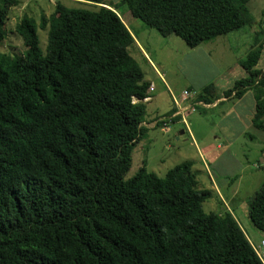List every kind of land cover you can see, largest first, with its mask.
Wrapping results in <instances>:
<instances>
[{
  "label": "trees",
  "instance_id": "1",
  "mask_svg": "<svg viewBox=\"0 0 264 264\" xmlns=\"http://www.w3.org/2000/svg\"><path fill=\"white\" fill-rule=\"evenodd\" d=\"M61 1V0H60ZM59 1L37 24L16 26L25 52L0 53V264H263L228 213L204 212L191 163L162 178L141 166L126 178L145 129L150 87L119 12L102 0ZM251 0H121L130 15L189 49L254 19ZM17 0H0V45ZM261 45L239 62L246 76L225 96L252 92L263 128ZM212 86H208L209 89ZM206 91V90H204ZM199 99L206 97L202 94ZM264 235V181L247 201Z\"/></svg>",
  "mask_w": 264,
  "mask_h": 264
},
{
  "label": "rangeland",
  "instance_id": "2",
  "mask_svg": "<svg viewBox=\"0 0 264 264\" xmlns=\"http://www.w3.org/2000/svg\"><path fill=\"white\" fill-rule=\"evenodd\" d=\"M58 1L67 7L93 8L90 4L78 3L72 0H17L18 4L8 11L5 21L6 37L0 45V53L9 59L23 55L25 48L22 39L16 32L17 24L21 18L28 17L33 19L38 26L41 17L48 18L53 13L55 4ZM102 2L114 7L119 12L120 18L128 24L132 35L144 49L146 59L156 67H160L157 69L163 73L170 90L173 92L171 95L173 102L174 96L178 97V91L185 89L187 84L201 87L198 84L199 82L206 85L209 83L206 81L212 79L216 73L222 72L221 81L226 78L240 79L246 76L245 71L239 66V61L244 60L247 53L258 45H261V55L255 68L258 70L264 68V0H251L247 4L249 13L254 19V24L250 27L252 34L247 33L248 27H243L229 34L218 36L202 46L204 52L210 55L209 59L211 61L206 63H204L205 58L203 55L197 53V56H191L187 53L189 48L179 38L174 36L173 38L175 39L172 40L176 41L170 44L156 30L144 26L138 19L133 18L126 6L121 3V0H102ZM243 33L246 35L241 36L238 42L237 40L235 41V38L238 39L235 36ZM37 36L39 47L44 51L46 47V30H42L38 26ZM129 51L143 70H150L138 52L134 51L133 46L129 48ZM220 80L218 83H220ZM156 83L154 102L147 107V110H149L148 118H153L156 115L162 116L164 114L166 117L169 115L170 97L158 80H156ZM201 93L205 94L201 90L196 91L186 88L179 94L182 99L193 101L199 99L200 95H202ZM248 102H250L249 97L244 99L243 106L236 107V111L240 108L241 121L240 124H231L232 133L236 134L232 141L233 148L228 152L224 151L214 163L206 165L215 185L221 188L224 195L230 194L232 188H237L238 194L234 198V202L238 206L237 214L239 213V219L249 237L250 243L253 246H259L261 240H264V235L252 225H250V228L245 226L244 216L240 215L247 209V201L259 189L264 179V167L263 169L258 167L263 160L259 152L260 146L264 143V135L255 131L246 123L245 113L248 109ZM166 119H169V117ZM181 119L185 122L184 124L194 131L196 138L204 135L205 131L219 127L220 123L218 117L215 118L209 114L202 115L201 106L187 110L182 114ZM181 119L177 117L175 120L166 121L167 125L165 128L160 126L146 130L133 148L131 166L126 173V178L136 174L143 165L147 173L150 172L158 178H162L175 165L185 161L190 162L188 157L194 156L193 161L198 160L187 133L182 136L178 135L179 129L184 130V124H182ZM229 123L228 119L227 121H222L223 125ZM244 129H248L246 135L242 134L243 132L241 133ZM240 134L241 138L239 139ZM248 134H251L252 137L249 138ZM229 154L231 159L228 158ZM252 161L255 162V169L251 165ZM241 165L243 166L242 168ZM201 174L207 184H209L205 172ZM224 202L227 207H233L234 202H230L227 197ZM219 208H223V206H220L215 200H207L202 205V209L206 213L219 211ZM245 218L249 220L247 217ZM262 251L264 252V248Z\"/></svg>",
  "mask_w": 264,
  "mask_h": 264
},
{
  "label": "crops",
  "instance_id": "3",
  "mask_svg": "<svg viewBox=\"0 0 264 264\" xmlns=\"http://www.w3.org/2000/svg\"><path fill=\"white\" fill-rule=\"evenodd\" d=\"M123 23L127 27L130 34L132 35L128 24L126 22H123ZM250 31L251 30L249 28L247 33L252 34ZM244 34L245 33L237 34L235 37H238V39L235 38V41L237 40V42H238V40H240V37L243 36ZM132 37L134 39V45H133L134 51L138 52V54L141 56L142 60L150 68V70L149 69L143 70L140 67L143 74H144V79L147 82H149V84H150L147 97L143 101L145 106H146V116H145L146 118H145V121L141 124V126L145 129V132L147 129H150V128L152 129V128H157L160 126L165 128L167 125V122L170 119L175 120V118H177V117H180V119H181L182 114L187 111V110H185V111L182 110V107L189 108L188 110H191V109H196L197 106H201L202 115L209 114L215 118L218 117V119L220 121L219 127L212 128L209 131H205V134L201 135L198 138L195 137L194 131H192V129H190L186 124H184L185 122H183L182 121L183 119H181L182 124H184V130L179 129L178 135L182 136L185 133H187V135L190 138L191 143L195 149V155L197 156L198 160L193 161L194 156H190V157H188V159L191 162V167H192L191 171L195 175L197 189H199V190L207 189V190L211 191L212 196L208 200H212V201L215 200L216 202L219 203L220 206H223V208H219V211L217 210L215 213L220 214V213L228 212L232 216V218L236 221L239 228L242 230L243 234L245 235L248 242L250 243L249 237L246 234V232L244 231L245 229L243 228V225L239 219V213L237 214V212H238L237 207L238 206L234 202V198H236L237 194H238L237 188L236 187L232 188L230 194L228 193V194L224 195L222 193L221 188H218L215 185V182L212 179V176L210 175L209 171L207 170L206 164L214 163V161H216V159L219 158L224 151L228 152L231 150V148H233L232 141H233L234 136L236 134L232 133L231 124L232 123H235V124L239 123L240 124L241 111H240V108L237 109V111H236V107L243 106L242 103H243L244 99H246L247 97H249L250 102H248V109L245 113L246 123H248V126H250L252 129H254L257 132L263 133V135H264V122H263V128L262 129H257L252 124V118L254 115V108H255V101H254V97H253L252 92L247 90L238 99L233 98L232 94L229 96H225L224 92L226 90H228L229 88H231L233 82L237 79H231V78L227 79L226 78L223 81H221L220 78H222L223 75L221 76L222 72H220V73H216L212 77V79H209L208 81H206V82H209L206 85H203L199 82L198 84H200L201 87H197V86L194 87L191 84H187V87H185V89L187 88L189 90H196V91L206 90V91H204L205 94L201 93L206 97V99L204 101L202 99H195L193 101L186 100V101L182 102L180 105H175L173 102V99H171V95L173 94V92L170 90L169 84L166 81L163 73L159 72L157 69L160 67H158V66L156 67L148 59H146V53H145L144 49L137 42V40L135 39V37L133 35H132ZM173 37L174 36L171 35V36L166 37L165 39L171 44L173 41H176V40H172V39H175ZM203 45H205V43L199 45L198 47H196L194 49H189L187 53H189L191 56H197L198 54L203 55L205 58L204 63H206L207 61L210 62L211 61L209 59L210 55L208 53L204 52V50L202 48ZM243 77H245V76H243ZM243 77H241V78H243ZM156 80H158L159 84L163 86L164 91L170 97L169 115L166 117V115L163 114L164 116L163 115L162 116L156 115L153 118H148V116H149L148 111L149 110H147V107L154 102V98H155L154 91L157 88L156 87L157 86ZM219 80H220V83H218ZM206 82H202V83H206ZM171 85H172V83H171ZM210 85L212 86L211 88L205 89V88H208V86H210ZM185 89L183 88L182 90L178 91V97L174 96V99L178 100V102H179V99H181V95L179 93ZM168 117H169V119H166ZM242 118H243V115H242ZM227 119L230 121V123L223 125L222 121L223 122L227 121ZM241 133L246 135L248 133V129L242 130ZM248 137L250 138V137H252V135L248 134ZM240 138H241V134H240L239 139ZM263 142H264V136H263ZM263 150H264V143L260 146L259 155L263 160H262V163H260V165L258 166L259 169H263V167H264V158L261 155V152ZM228 158L231 159L230 154L228 155ZM254 163L255 162L252 161L251 165H252L253 169H255ZM242 167L243 166L241 165V168ZM202 172H205L207 179L209 181V184H207L206 180H204V177L201 174ZM263 181H264V179H263ZM226 197L229 199L230 202H232V201L234 202L232 205L233 206L232 208L227 207L226 203L224 202V199H226ZM222 202L224 203V205ZM240 215H242V217L244 216V225L250 228L251 223L249 222V220H246V218H245V217H247V209L244 210V212H242V214H240Z\"/></svg>",
  "mask_w": 264,
  "mask_h": 264
},
{
  "label": "built area",
  "instance_id": "4",
  "mask_svg": "<svg viewBox=\"0 0 264 264\" xmlns=\"http://www.w3.org/2000/svg\"><path fill=\"white\" fill-rule=\"evenodd\" d=\"M186 101V99H179L178 100L174 99V103L175 105H180L182 102ZM189 108H184L182 107V110H188ZM262 157L264 158V150L261 152ZM254 253L256 254V256L259 258V260L264 264V252L262 251V249L264 248V240H261L259 246H253L252 244H250Z\"/></svg>",
  "mask_w": 264,
  "mask_h": 264
}]
</instances>
